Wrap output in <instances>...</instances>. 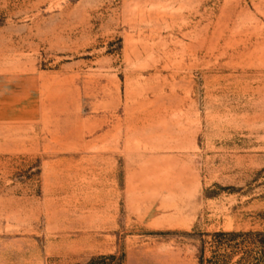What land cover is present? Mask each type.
I'll return each instance as SVG.
<instances>
[{"label": "rangeland", "instance_id": "rangeland-1", "mask_svg": "<svg viewBox=\"0 0 264 264\" xmlns=\"http://www.w3.org/2000/svg\"><path fill=\"white\" fill-rule=\"evenodd\" d=\"M264 0H0V264H264Z\"/></svg>", "mask_w": 264, "mask_h": 264}, {"label": "trees", "instance_id": "trees-1", "mask_svg": "<svg viewBox=\"0 0 264 264\" xmlns=\"http://www.w3.org/2000/svg\"><path fill=\"white\" fill-rule=\"evenodd\" d=\"M260 236L264 237V233L260 234ZM260 247L263 249L264 251V241L260 242Z\"/></svg>", "mask_w": 264, "mask_h": 264}]
</instances>
